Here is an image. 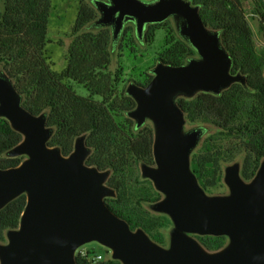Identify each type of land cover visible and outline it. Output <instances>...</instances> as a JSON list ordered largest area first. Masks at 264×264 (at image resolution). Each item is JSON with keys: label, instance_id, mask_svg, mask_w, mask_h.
<instances>
[{"label": "water", "instance_id": "water-1", "mask_svg": "<svg viewBox=\"0 0 264 264\" xmlns=\"http://www.w3.org/2000/svg\"><path fill=\"white\" fill-rule=\"evenodd\" d=\"M99 13L95 28H110L117 44L132 22L140 43L147 26L174 22L178 35L196 52L181 66L157 62L146 86L130 83L126 95L136 102L127 113L141 129L154 127L155 166L143 164L142 177L163 197L149 204L151 211L168 216L173 229L168 247L153 241L143 229L111 211L107 198L116 190L107 185L111 171L87 164L92 149L86 136L64 155L49 146L54 129L48 115H35L23 106L13 80L0 72V118L23 137L7 153L24 157L17 167L0 166V210L22 195L27 202L18 229L9 230L0 244V264H77L81 247L98 243L122 264H264V161L245 181L240 165L224 172L227 195H210L191 168V156L207 129L185 130L179 98L200 93L221 95L234 84L247 88V77L232 73L233 60L220 31L209 29L200 7L189 0H91ZM226 237L228 244L209 251L196 238Z\"/></svg>", "mask_w": 264, "mask_h": 264}, {"label": "trees", "instance_id": "trees-1", "mask_svg": "<svg viewBox=\"0 0 264 264\" xmlns=\"http://www.w3.org/2000/svg\"><path fill=\"white\" fill-rule=\"evenodd\" d=\"M189 1L200 7V16L209 29L220 31L221 41L233 60L232 73L247 77V88L234 84L219 96L200 93L191 99L177 100L190 123L216 130L205 134L191 156V168L201 187L216 195L224 183L226 165L243 155L241 176L250 181L264 159V47H256L247 17V0ZM52 9V0H0V72L13 80L28 111L48 115V126L54 129L49 146L59 147L68 155L76 139L86 136L92 149L87 164L111 171L107 184L117 194L105 200L111 211L127 221L132 230L143 229L163 246V222L142 209L145 203H156L163 196L151 181H142L136 170L140 163L153 161V131L135 130L127 113L135 109L136 102L126 95V89L130 83L148 85L153 79L150 71L157 62L181 66L196 52L178 35L172 19L147 26L143 44L129 22L114 44L110 28L85 31L96 22L99 13L92 5L81 2L67 67L58 74L53 72L46 52ZM251 13L261 19L259 32L264 36L263 0L253 3ZM161 30L162 45L150 65L136 64L145 58L139 51L140 44L152 46ZM115 49L121 52L120 59L125 58L123 53L128 54L126 60L131 68L118 62L116 70H110ZM73 83L86 89L88 96L79 95ZM22 139L6 119L0 118L2 168L17 167L24 160L7 156ZM141 183L145 187L129 189ZM26 202V195H22L0 210V243L6 241L9 230L18 229ZM196 238L209 251H219L228 243L226 237ZM93 253L94 250L88 251V255ZM76 260L77 264H122L112 257L95 263L81 253Z\"/></svg>", "mask_w": 264, "mask_h": 264}, {"label": "rangeland", "instance_id": "rangeland-1", "mask_svg": "<svg viewBox=\"0 0 264 264\" xmlns=\"http://www.w3.org/2000/svg\"><path fill=\"white\" fill-rule=\"evenodd\" d=\"M256 0H247L246 3L248 4V21L252 27L253 33H254V39L256 43L257 49H261L264 47V36L259 32V24H260V18L253 16V13H251V9L253 7V3ZM88 4L92 5L91 0H52V13L51 17L49 19V25H48V45L46 47L47 57L50 59L52 63V70L55 73L61 74L65 71L67 67V54H68V48L70 44L72 43L73 37H72V30L73 26L76 22L79 6L81 4ZM264 2V0H263ZM93 6V5H92ZM85 31H95V27L92 25L85 29ZM164 38V32L161 30L157 33V39L156 42L150 46L147 47L145 45L140 44L139 51L145 56L144 59H142V62H136V64H141L143 67H148L152 61V59L155 56V53L160 49V46L162 45V41ZM121 52L117 49L113 52V61L112 65L110 67L111 71H115L118 67V62H122L128 65V68H131L129 64L127 63V53H123L125 58L120 59L119 54ZM153 69V68H152ZM74 84V83H73ZM75 91L84 97L88 96V92L86 89H84L82 86L76 85ZM152 125V124H151ZM147 127H150L149 124L146 125ZM195 126H203L207 129V134H212L216 130L209 125H195ZM192 126L187 125L186 130L191 129ZM75 143V142H74ZM74 148V147H73ZM243 155L239 156L234 163L241 162L243 160ZM142 164V163H141ZM141 164L136 166L137 173L141 175ZM233 164V163H231ZM229 164V165H231ZM227 167V165H226ZM225 167V168H226ZM142 180V178H141ZM108 185V184H107ZM148 185V184H146ZM109 186V185H108ZM136 187L143 188L145 187V183H141L139 185H136L135 187H130L129 189L131 191H135ZM154 187V186H153ZM138 188V189H139ZM221 190V189H220ZM220 190L217 189V195L219 194ZM224 191V190H223ZM221 191V193H223ZM144 211H147L150 216L152 217H159L161 222H163V227L160 229V232L164 236L165 244L167 247L170 243V232L173 229V223L171 219L166 215L157 214L150 210L149 204L145 203L142 208ZM4 243V242H2ZM1 244V243H0ZM95 250L97 253L102 254L105 258L112 257V252L110 249L98 244V243H90L83 247H81L79 250H77L76 255L78 253H86L89 250Z\"/></svg>", "mask_w": 264, "mask_h": 264}, {"label": "flooded vegetation", "instance_id": "flooded-vegetation-1", "mask_svg": "<svg viewBox=\"0 0 264 264\" xmlns=\"http://www.w3.org/2000/svg\"><path fill=\"white\" fill-rule=\"evenodd\" d=\"M185 118H186V116H185ZM187 120V119H186ZM133 122H134V126H135V130L136 131H140V130H143V129H146V128H151L152 129V131H153V142H154V127H153V123L150 121V120H148L146 123H145V125L141 128V129H139V130H137L136 129V123H135V121L133 120ZM149 124V126L150 127H147L146 125H148ZM152 124V125H151ZM187 125H191L192 126V128L191 129H193V128H195V127H203V126H195V125H197V124H192V123H190L188 120H187V122H186V125H185V130H186V126ZM206 128V127H205ZM188 130H190V129H188ZM75 144V143H74ZM74 149V148H73ZM73 151V150H72ZM70 154V153H69ZM68 154V155H69ZM67 156V155H66ZM264 161V159L261 161V163ZM236 163H238L239 165H240V173H241V168H242V161L239 163V162H236ZM141 164V163H140ZM143 164H147V163H142L141 164V167H142V165ZM233 164H235L234 162H233ZM233 164H231V165H233ZM147 165H149V166H155V160H154V155H153V161L150 163V164H147ZM261 165V164H260ZM228 166H230V165H227V167ZM226 167V168H227ZM225 168V169H226ZM225 172V171H224ZM141 178H142V181L143 180H148V179H144L143 177H142V171H141ZM150 181V180H149ZM153 184V183H152ZM154 186V185H153ZM155 189V188H154ZM221 190H220V192H219V195H227V194H229V189L227 188V186L225 185V183H223L222 184V188H220ZM156 190V189H155ZM224 190V191H223ZM221 191H223V193H221ZM161 215H164V214H161ZM4 243H6V241L4 242ZM228 244V243H227ZM164 247H167V245L166 244H164L163 245Z\"/></svg>", "mask_w": 264, "mask_h": 264}, {"label": "built area", "instance_id": "built-area-1", "mask_svg": "<svg viewBox=\"0 0 264 264\" xmlns=\"http://www.w3.org/2000/svg\"><path fill=\"white\" fill-rule=\"evenodd\" d=\"M81 255L82 256H88L89 260H92L95 263H98V262H101L104 260V256L102 254L97 253L95 250H94V253L92 255H88V252L81 253Z\"/></svg>", "mask_w": 264, "mask_h": 264}]
</instances>
